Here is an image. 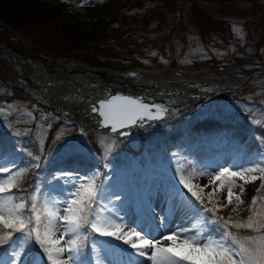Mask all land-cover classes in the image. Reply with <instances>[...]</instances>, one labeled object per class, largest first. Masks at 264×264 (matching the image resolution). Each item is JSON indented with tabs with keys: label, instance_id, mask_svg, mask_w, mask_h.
Segmentation results:
<instances>
[{
	"label": "rangeland",
	"instance_id": "rangeland-1",
	"mask_svg": "<svg viewBox=\"0 0 264 264\" xmlns=\"http://www.w3.org/2000/svg\"><path fill=\"white\" fill-rule=\"evenodd\" d=\"M185 1L72 0L66 1V16L51 17L49 1L0 0V39L14 44L10 46L15 51L5 47L14 54L17 62L24 64L23 69L16 62H9L8 68L0 67V109H4L0 113V161H14L17 168L26 169L15 187L4 185L6 194L10 189L11 193L23 196L39 185L44 195L36 194L41 201L52 199L57 202V207H62L61 196L67 198L71 183L57 181L55 177L62 171H75L82 177L95 174V184L102 188L101 207L97 211L107 215L103 204L109 203L111 206L114 203L118 210L114 214L122 216L124 223L145 228V232L159 240L163 235L192 228L200 220L195 210H172L173 201L179 203L174 192L181 176L194 185H209V173L216 174L224 168H245L261 158L264 154V89L258 88L261 86L260 80L264 82V77L254 78L256 83L252 84L251 80L235 91L222 80L243 78L241 76L244 74L238 76L237 72L235 75L230 72L246 71L247 74L253 67H264V29L259 36L258 31L245 26L255 19L258 23L263 22L264 0H200L202 10L198 8L197 16L231 25L232 36L226 40L227 43L215 39L218 44L209 46L203 44L192 30L195 26L187 20ZM107 18L109 21L105 22ZM176 28H181L183 34L177 36L174 50L169 53L170 49L164 43L179 34ZM108 43L116 45L117 49L107 46ZM256 43L259 52L256 57H249L244 50L247 46H256ZM4 45L9 44L1 43L0 47ZM118 45L123 46L124 50ZM161 47L165 49L161 50ZM126 51H132V55H125ZM7 59L9 61L11 57L7 56ZM122 60L128 64H120ZM133 60L138 61L135 65L139 70H132L137 67L124 69ZM72 64L89 67L90 71L81 73H87L86 78L77 74L80 76L76 80L82 84L80 79H87V88H103L107 83L101 75L91 72L101 69L99 71L119 74L130 70L135 71L133 73L154 71L151 72L155 75L153 78L132 79L146 87L156 86L154 90L166 93L170 92L167 86L181 84L187 81L184 78L193 75L192 79L216 80L213 84L204 81L205 85L201 84V87L208 94L217 92L212 101L199 106L182 121L133 138L125 145L102 136L88 140L75 134L71 127L54 121L39 104L44 94H52L50 89L57 93L54 86L43 88L40 85L37 75L39 67L42 68L41 77L48 80L52 72L54 77L57 69ZM173 79L178 81L173 82ZM125 84L137 86L136 83ZM14 88L18 89L17 92ZM224 88L230 91H219ZM209 105L212 111L227 107L230 118L227 121L210 120L206 114ZM49 134L54 147L50 153L45 145ZM58 136L85 146L81 162L70 167L65 164L60 148L63 141H58ZM41 140L43 144L39 143ZM98 150H101L100 155L96 152ZM33 156L40 158V167L34 166ZM7 175L0 174V179ZM252 175L258 178L252 181ZM222 179L225 184L223 191L208 195L215 186L209 185L200 193L208 207L219 208L216 215L225 220L230 218L231 223H245L250 215L264 218V187H261L264 176L260 172L246 174L248 182L239 177ZM230 182L234 185V193H239L240 186H243L240 197L243 202L237 201L234 196L231 204L220 207L225 203ZM258 189L261 193L256 192ZM195 190L199 191L198 188ZM114 193L121 194L119 201ZM254 197L255 205L252 204ZM146 205L152 208L151 215L145 212ZM208 214L201 213L202 216ZM164 217L167 218L166 222L160 226ZM2 228L0 225V230ZM233 232L240 236L264 234L249 229H235ZM13 235L14 244L0 247V264H11L12 249L22 243L19 233ZM167 242L170 243L163 241V244L167 245ZM133 251L113 238L93 234L82 256L85 264H129L130 259L138 264H151L146 258L130 256ZM33 256L36 257V264H49L46 258H41L43 253L35 243L29 248L26 264H31Z\"/></svg>",
	"mask_w": 264,
	"mask_h": 264
},
{
	"label": "snow or ice",
	"instance_id": "snow-or-ice-1",
	"mask_svg": "<svg viewBox=\"0 0 264 264\" xmlns=\"http://www.w3.org/2000/svg\"><path fill=\"white\" fill-rule=\"evenodd\" d=\"M3 111L4 109H0V113ZM91 113L101 118L100 122L105 128L120 136H129L128 129L132 127H150V122L164 119V114L169 116L176 114L166 105L155 104L142 97L132 98L111 93L93 103ZM206 114L210 120L227 121L230 118L227 107L212 111L209 105ZM28 115L31 116V113ZM81 135L84 133L81 132ZM57 140L63 141L60 148L66 165L70 167L83 160L85 146L82 143L78 144L61 136H58ZM39 143L43 144L44 141L41 140ZM29 156L32 154L29 153ZM32 158L35 161L34 166L40 167V158L38 156ZM25 171L26 169L17 168L14 161H0V174H8L0 179V225L3 226L0 230V247L14 244V233H19L22 237V243L12 249L11 264H26L32 243L39 245L43 253L41 258H46L49 264H85L83 249L93 234L122 242L134 250L132 256L146 258L151 264H264V234L240 236L229 231L230 228H235L264 233V218L250 215L245 223H231L230 218L225 220L217 216L219 208L208 207L200 195L209 185L215 186L208 195L223 191L225 188L223 177H239L240 180L248 182L246 179L248 173L260 172L264 176V154L246 168L234 170L224 168L216 174L209 173V185H194L181 176L174 192L179 198V203L173 201L172 210L182 212L195 210L200 220L192 228L163 235L159 240L154 239L143 228L124 223L122 216L114 214L118 211L114 203L111 206L109 203L103 204L107 215H101L97 211L101 207L102 188L95 184V174L92 177H82L75 171L60 172L55 179L71 183V188L67 190V198L61 196L62 207H57V202L52 199L41 201L36 194L44 195L39 185L23 196L11 193L10 189L6 194L4 185L15 187ZM257 178L252 176L251 180L255 181ZM217 181L219 184H216ZM233 187L230 182L224 197L225 203L220 207L231 204L234 196L237 201L243 202L240 199L244 191L243 186H240L239 193H234ZM261 187H264V183ZM197 188L199 191L195 190ZM114 195L117 201L121 199V194ZM15 200L20 202L14 203ZM255 203L254 197L252 204ZM144 210L147 214H152L150 206L146 205ZM235 210L234 208L233 211ZM201 213L211 215L202 216ZM166 219V217L162 219L160 226H163ZM163 241L170 243L165 245ZM92 243L95 244V241L92 240ZM31 264H36L35 256L32 257ZM129 264L138 262L130 259Z\"/></svg>",
	"mask_w": 264,
	"mask_h": 264
},
{
	"label": "trees",
	"instance_id": "trees-1",
	"mask_svg": "<svg viewBox=\"0 0 264 264\" xmlns=\"http://www.w3.org/2000/svg\"><path fill=\"white\" fill-rule=\"evenodd\" d=\"M46 1H49L51 3L50 4V9H51L50 15H51V17H54V16L58 17L61 15L66 16L68 14L66 1L70 2L72 0H66V1H63V0H46ZM199 1L200 0H186L185 4L183 2L184 8H185V6H187V10H188L187 20H190L189 23L195 26V27L192 26L193 27L192 30L199 37L200 41L207 46H209L211 44H218V41H221V42L224 41L225 43H227L226 40H228L232 36L231 25L229 23L223 24L220 21H217L215 19H210V18L208 19L207 17H201L200 15L197 16L198 8L201 9V5H200ZM102 20H103V17L100 19V21H102ZM108 21L109 20L107 18V20L105 22H108ZM245 26H247L249 28H253L254 31H258L259 36H260L261 32H263V29H264V20H263V22L258 23V20L255 19V21L248 22ZM176 29L179 31V34H177L176 36H173L172 39L167 40L164 43V46L168 45V47L170 49L169 53H172L174 50V47L178 41L177 36L181 37V34H183V30L181 28H176ZM215 39H217L218 41L215 42L214 41ZM0 43H7L11 46H14V44H12L11 42L6 41L4 39H0ZM256 45H258V44L256 43ZM107 46H112L111 48H116V45H114L112 43L111 44L108 43ZM120 46L121 45H118V47H120ZM163 47H161L160 49L164 50L165 48H163ZM123 48L124 47L121 46V49H123ZM17 49L20 51V48L17 47ZM161 50H160V52H161ZM125 55L131 56L132 51L131 52L126 51ZM7 56H12L11 51L9 49H7V47H5V46H1L0 47V67H1V65H3V66H7V68H8L9 62H8V60H6ZM123 60H125V59H123ZM170 60H173V59H170ZM132 62L133 63H130V65L131 64L135 65V62H138V61L133 60ZM120 64L125 66L128 63L123 61V62H120ZM6 71H5V73H6ZM10 71H11V69H10ZM234 230H235V228L229 229V231H232V232Z\"/></svg>",
	"mask_w": 264,
	"mask_h": 264
},
{
	"label": "bare ground",
	"instance_id": "bare-ground-1",
	"mask_svg": "<svg viewBox=\"0 0 264 264\" xmlns=\"http://www.w3.org/2000/svg\"><path fill=\"white\" fill-rule=\"evenodd\" d=\"M83 71L88 72V71H90V69H89V67H87L83 64H72V66L63 67V68H61V70L57 69V71L54 74V77L52 78V82H54L56 84V86L62 91V93H64L65 90H67L68 92H72V93L75 92L76 93L79 91V89H82V84H84L83 78H86V76H87V73L81 74ZM91 72L95 75H97V74L101 75L105 80H107V83L105 85H103L102 87H105L106 85L114 87V86H117L118 84H121L122 86H124L125 83L133 84L130 82V80H128V78L144 79V78H153L155 76L151 72H144V73L143 72H141V73L137 72V73H131L129 75L124 74L126 76L116 74V73H111V72L99 71V70H91ZM77 74H80L81 76H83V78L80 79L82 84H80L76 81V80H78V77L80 76V75L77 76ZM188 84L191 85L192 83L183 82L181 84H175L174 86H167L166 89L171 92V93L168 92L170 94L181 96V97H185V96L188 97L189 96V94H188L189 88L187 87ZM89 89L94 90L93 92H96L97 91L96 89H98V88H87V90H89ZM100 91H102V90H100ZM64 104L67 105L68 108H71L73 111L77 110L76 109L77 107L74 106V98H72V97L68 98L64 102ZM82 127L84 130L85 129L87 130L86 125H84ZM10 158H12V157H10ZM245 168H246V166H245Z\"/></svg>",
	"mask_w": 264,
	"mask_h": 264
},
{
	"label": "water",
	"instance_id": "water-1",
	"mask_svg": "<svg viewBox=\"0 0 264 264\" xmlns=\"http://www.w3.org/2000/svg\"><path fill=\"white\" fill-rule=\"evenodd\" d=\"M246 52L249 54V55H255L254 53H255V49H253V48H248L247 50H246Z\"/></svg>",
	"mask_w": 264,
	"mask_h": 264
}]
</instances>
